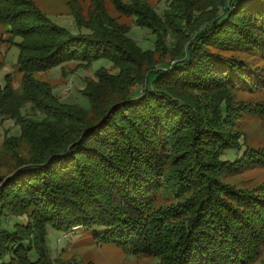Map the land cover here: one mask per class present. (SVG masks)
I'll list each match as a JSON object with an SVG mask.
<instances>
[{"label": "trees", "instance_id": "16d2710c", "mask_svg": "<svg viewBox=\"0 0 264 264\" xmlns=\"http://www.w3.org/2000/svg\"><path fill=\"white\" fill-rule=\"evenodd\" d=\"M92 1L89 18L73 7L77 26L88 30L73 33L33 0H0V21L23 38V93L7 81L0 96L18 99L17 115L28 102L34 114L21 120L31 157L0 187V264H57L49 228L76 226L99 243L157 255L160 264H255L264 245L263 187H238L223 176L264 163V149L223 156L246 138L232 127L231 93L264 83V0H166L162 14L112 0L157 34L151 50L127 36L130 27L104 0ZM163 50L170 61L158 62ZM99 58L119 70L103 68L88 80L89 111L62 103L35 76ZM175 88L201 92L212 104Z\"/></svg>", "mask_w": 264, "mask_h": 264}, {"label": "rangeland", "instance_id": "374dc122", "mask_svg": "<svg viewBox=\"0 0 264 264\" xmlns=\"http://www.w3.org/2000/svg\"><path fill=\"white\" fill-rule=\"evenodd\" d=\"M40 9L55 23L67 27L73 33L88 32L79 28L73 14V7L78 6L81 15L89 18L93 11L92 0H33ZM107 12L118 23L130 27L127 34L129 38L142 50L156 48L157 34L149 27L137 25L136 17L119 13L112 0H104ZM128 3L135 1L145 3L156 9L160 14L168 8L166 0H124ZM125 27V28H127ZM168 37H171L168 35ZM23 38L16 34V30L8 22L0 21V87H4L9 81L12 92L18 95L23 93V73L17 65L20 48L18 44ZM158 62H167L172 59V53L167 50L156 53ZM106 69L116 73L119 69L108 58H99L90 63L78 66V61H71L53 67L47 72L36 73L40 80L50 82L53 92L62 103L78 106L89 111L91 101L85 93L88 80H97V72ZM264 72V69H263ZM8 77V80H7ZM72 82L73 87L67 91V86ZM176 94L190 100H199L200 104L211 103L210 99L201 92H195L183 88H175ZM235 106L231 122L234 132L245 134L246 142L242 141L240 150L229 149L223 156L224 159L241 156L247 146L264 149V83L260 90L246 91L235 89L231 93ZM10 95V94H9ZM0 96V187L5 176H11L17 168L20 160L31 157L32 145L22 138L23 130L21 120L28 119L32 112V104L26 103L21 116L17 115L16 97ZM18 100V99H17ZM217 99L213 100L215 105ZM197 104V105H200ZM212 104V103H211ZM210 108L207 107V110ZM209 113H211L209 111ZM224 180L230 184L243 188L263 187L264 190V163L250 164L239 173L224 175ZM11 219V217H8ZM47 245L50 256L57 264H160V257L141 252H133L112 243H99L93 238L91 230L74 227L67 232L49 228ZM264 261V245L262 252L257 257L255 264Z\"/></svg>", "mask_w": 264, "mask_h": 264}, {"label": "built area", "instance_id": "2783aa9c", "mask_svg": "<svg viewBox=\"0 0 264 264\" xmlns=\"http://www.w3.org/2000/svg\"><path fill=\"white\" fill-rule=\"evenodd\" d=\"M72 87H73V84H72V82H71V83L69 84V86H67V91L71 90Z\"/></svg>", "mask_w": 264, "mask_h": 264}]
</instances>
